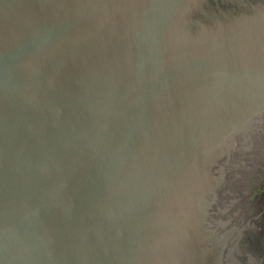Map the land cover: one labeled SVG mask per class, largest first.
Returning a JSON list of instances; mask_svg holds the SVG:
<instances>
[{
	"label": "water",
	"instance_id": "95a60500",
	"mask_svg": "<svg viewBox=\"0 0 264 264\" xmlns=\"http://www.w3.org/2000/svg\"><path fill=\"white\" fill-rule=\"evenodd\" d=\"M256 4L0 0V264H264Z\"/></svg>",
	"mask_w": 264,
	"mask_h": 264
},
{
	"label": "flooded vegetation",
	"instance_id": "af4514ba",
	"mask_svg": "<svg viewBox=\"0 0 264 264\" xmlns=\"http://www.w3.org/2000/svg\"><path fill=\"white\" fill-rule=\"evenodd\" d=\"M235 1V0H234ZM251 2H252V5L253 4H255V3H257L256 5H258V7H259V10H257V11H255L253 14H251V15H253V16H257V15H260V14H264V0H250ZM227 2V1H226ZM261 2V3H260ZM248 9H250V7L249 8H246V9H244V10H246L245 12H248ZM245 16V18H247V17H250V16H248V15H244ZM263 122H261V124L262 125H264V119L262 120ZM256 124H257V122L255 123V126H256ZM244 140V139H243ZM239 141V140H238ZM248 141V139L247 140H245L244 141V143L245 142H247ZM260 143H259V145L258 146H263V143H264V140H260L259 141ZM242 155L241 154H239V153H237V152H235L234 154H233V158H231L230 160H225V161H227V163L226 164H230L231 166H226L224 163V165L226 166V169H223V172H225L226 171V175H228V180H232L231 179V177L230 176H233V175H235L234 177H233V180H235L236 178L238 179V177H239V180H237L238 182L239 181H241L242 179H243V177H245L246 176V173L248 172V170H249V168L250 167H246L245 165L246 164H244L243 162V160H242ZM234 163V164H233ZM233 164V165H232ZM237 166H236V165ZM240 165H244V166H240ZM240 166V167H239ZM239 167V168H238ZM228 168H231V169H228ZM233 169H235L234 171H233ZM243 176V177H242ZM240 177H241V179H240ZM227 179V178H226ZM258 226H260V224L258 225ZM261 226H264V225H261ZM254 238V237H253Z\"/></svg>",
	"mask_w": 264,
	"mask_h": 264
}]
</instances>
